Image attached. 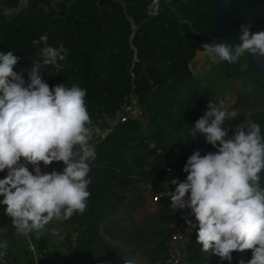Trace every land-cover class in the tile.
I'll list each match as a JSON object with an SVG mask.
<instances>
[{"label":"trees","instance_id":"trees-1","mask_svg":"<svg viewBox=\"0 0 264 264\" xmlns=\"http://www.w3.org/2000/svg\"><path fill=\"white\" fill-rule=\"evenodd\" d=\"M239 1L242 6L238 14L245 15V23L264 24V0ZM20 3L0 0V52L13 51L19 57L14 71L23 73L26 85L30 83L26 69L34 61L40 62L42 79L50 88L63 84L86 90L85 104L99 129L131 97L144 120L142 127L138 120L128 118L94 145L97 157L90 162L87 210L69 220H57L79 231L73 250L68 246L69 232L63 236L66 253L73 252L74 256L69 264H165L163 241L169 232L156 231L153 225L175 224L180 219L178 210L167 202H157V221L149 218L137 228L129 220L128 230L124 227L127 232L114 217L134 183L144 185L148 179H161L166 167L187 178L183 168L188 158L195 151L203 156L214 149L203 136L189 134L209 101L215 102L210 87L214 80L195 76L191 70L196 54L204 51L205 40H218L212 23V2L160 0V13L155 17L147 14L151 0H27L24 7ZM42 35L48 37V45L63 50L65 60L43 65V42L38 46L32 43ZM213 74L215 79L247 82L244 93H251L247 99L264 95V78L247 73L244 56L236 64L215 62ZM248 122L264 123V108L251 115ZM223 128L228 130L229 138L236 129ZM49 166L59 169L64 164L53 162ZM111 220L109 229L126 233V240L137 247L117 248L103 239L101 231L108 230L102 226ZM148 224L153 228L150 231ZM3 228L7 231L0 232V238L8 243L6 253L14 252L16 264H33L27 242L16 233L4 210L0 212ZM196 240L197 233L186 247L187 264H229L211 250L202 251ZM32 243L36 251H46L40 264H51L49 254L58 248L53 246L57 243L43 231ZM141 252H145L144 257ZM251 258V250L234 251L230 264Z\"/></svg>","mask_w":264,"mask_h":264},{"label":"clouds","instance_id":"clouds-1","mask_svg":"<svg viewBox=\"0 0 264 264\" xmlns=\"http://www.w3.org/2000/svg\"><path fill=\"white\" fill-rule=\"evenodd\" d=\"M160 9V0H151L147 14L155 17ZM239 39L234 49L225 43L203 44L202 49L213 62L236 64L246 53L264 57V31L252 33L241 25ZM47 40L42 35L32 41L44 44L43 65L65 60L63 50ZM18 61L13 51L0 52V172L7 170L0 179V204L16 233L27 237L41 233L53 220L66 221L86 212L90 162L97 157L92 141L101 131L88 113L85 89L63 84L50 88L36 61L26 69L30 80L26 85L23 73L14 71ZM237 115L223 101H209L189 134L203 136L217 151L203 156L195 151L183 168L186 180L173 179L176 187L168 196L173 210H191L202 251L211 250L230 264L234 251L251 250L252 258L239 264H264V188L259 175L264 169V137L260 123L246 121L229 138L222 125ZM41 162L46 166L63 162L65 167L62 172L42 173ZM0 249L5 255L8 243L0 244Z\"/></svg>","mask_w":264,"mask_h":264},{"label":"rangeland","instance_id":"rangeland-1","mask_svg":"<svg viewBox=\"0 0 264 264\" xmlns=\"http://www.w3.org/2000/svg\"><path fill=\"white\" fill-rule=\"evenodd\" d=\"M213 43H218L217 39L213 38H207L205 40V44H213ZM214 63L207 55L205 51L199 52L196 54L192 64H191V70L195 76H206L210 77V80H214V82H211L210 87L212 88L213 91V99L214 101L218 104L220 101H223L224 107L228 109V111H236L238 113L237 117L234 118L231 121H225L223 127L229 128H236L239 125L244 124L246 121H248V118L253 115L254 113H257L258 110L264 108V95L259 94L258 96H253L251 98L247 97L249 94H245L244 92L246 91V86L247 82H242L240 79H232V80H223V79H215L213 70H214ZM248 87V86H247ZM243 97V98H242ZM138 112V110H137ZM141 116V115H140ZM140 125L143 127L144 121L143 119H140ZM174 170V169H173ZM175 171V170H174ZM131 199V201H128ZM125 204L122 206L119 210L118 216L114 217L116 220L115 222H118L119 226H121L122 231L127 232L129 220L135 225V227L140 228L142 223L145 220H148L149 218H154L155 221H157L158 217V205L152 202V196L151 194L145 190L142 184L134 183L131 186V189L129 193L127 194L125 198ZM136 202V206H130V202ZM120 215V216H119ZM120 219H122L120 221ZM111 220L106 224L105 226H102L103 228H106L108 231H101L103 239L112 245L113 247H119V248H126V247H137L136 245L130 243L128 240H126V236L122 231H111L109 229V226L112 224ZM132 225V226H133ZM173 225V224H172ZM171 224L165 225L156 222V224L153 225V228L156 229V231H170L172 230ZM150 231L153 229L150 224H148ZM64 229L61 231V237H59L56 240H53V242L57 243L58 246L53 245L54 247L61 248L63 247V242L62 240L65 239L63 237L64 235H67L68 229L63 226ZM62 227V228H63ZM125 227V229H124ZM163 241V245L167 239V237ZM55 250V249H54ZM124 250V249H121ZM56 251V250H55ZM14 254V252H12ZM142 257H144L145 252L140 253ZM49 257L51 260V264H53L52 260L56 262V264L59 261H63V257L60 254H54L53 252H50ZM132 259H135L137 256H132ZM160 258L163 259V254H159ZM49 258V259H50ZM55 264V263H54Z\"/></svg>","mask_w":264,"mask_h":264},{"label":"built area","instance_id":"built-area-1","mask_svg":"<svg viewBox=\"0 0 264 264\" xmlns=\"http://www.w3.org/2000/svg\"><path fill=\"white\" fill-rule=\"evenodd\" d=\"M126 108L127 106L123 105L120 109L115 111L111 116L106 119V124L104 128L100 129L101 135L96 136L97 138L92 142L94 145L98 144V138L104 137L112 129L127 121L129 116L126 113ZM216 151L217 149L214 148L210 152L215 153ZM156 152L159 153V150H157ZM21 163H24V161H21ZM27 167L29 168V171H33V165L28 164ZM64 167L65 165L59 169H54L49 165L46 166L43 163L40 164L42 173H51L53 170L62 172ZM33 174L35 173L33 172ZM173 174L174 170L172 168L166 167L164 169V177L166 180L173 176ZM6 175L7 170H5L4 172H0V179L5 178ZM160 181L161 180L158 179H149L146 181L143 187L146 191L151 194L153 203L163 201L170 204V197L168 196V192L174 191L176 186L170 187L169 190L159 188V184H161ZM189 195L190 193L186 195V200L188 199ZM178 212L180 213V219L178 222L172 225V230L163 245L165 264H187L186 247L191 237H193L194 234H196L198 231V224L195 221V217L190 214V209H179ZM186 220H191L193 224H197V227H190ZM67 229L69 232L68 246L71 250H73L77 246V241L80 238L79 231L75 230L72 226H68ZM43 233L46 237L51 240H56L61 237V231L57 226L47 227L43 230ZM26 250L33 257L34 264H40L44 262L46 251H36L34 245L30 242H28ZM62 252L63 261H59L57 264H69L70 261L74 259L73 252L68 255L66 253V247H64V250ZM0 264H16L14 254L6 253L5 255H0Z\"/></svg>","mask_w":264,"mask_h":264},{"label":"water","instance_id":"water-1","mask_svg":"<svg viewBox=\"0 0 264 264\" xmlns=\"http://www.w3.org/2000/svg\"><path fill=\"white\" fill-rule=\"evenodd\" d=\"M213 4L214 18L212 20L214 33L218 37V43H225L235 48L241 43V25L249 26L250 32L264 31V24L249 25L244 22L245 16L237 13L242 3L239 0H210ZM246 71L250 75H258L264 78V57L253 56L246 53ZM261 136L264 137V123L260 125ZM264 142V141H262ZM260 186L264 188V169L261 170Z\"/></svg>","mask_w":264,"mask_h":264},{"label":"crops","instance_id":"crops-1","mask_svg":"<svg viewBox=\"0 0 264 264\" xmlns=\"http://www.w3.org/2000/svg\"><path fill=\"white\" fill-rule=\"evenodd\" d=\"M21 6L22 7H24L25 5H26V1L25 0H22L21 1ZM127 106V108H126V113H127V115L129 116V118H133V119H135V120H138V122L140 123V119H142L141 118V116H140V111L138 110V108L136 107V105H135V99H134V97H131L130 98V101H129V103L126 105ZM137 110H138V112H137ZM144 121V120H143ZM157 179V178H156ZM173 179H177V180H179L180 182H183V181H185L186 180V178H184L183 176H180V175H178L177 173H176V171H174V174H173V176H171L169 179H165V177H164V175H163V177L161 178V179H158V180H161L160 181V183L161 184H159V188H164V189H167V190H169L170 189V187H172V186H175V185H173L172 183H171V181L173 180ZM149 180V179H148ZM139 184V183H138ZM127 196V195H126ZM0 200H3V197L2 196H0ZM128 201H131V199H129ZM125 204V203H124ZM130 206H136L135 204H137L136 202H130ZM4 208H5V206L4 205H2V204H0V212L1 211H3L4 210ZM172 225V224H171ZM51 226H57L59 229H60V231H62L63 229H64V227L62 228V226L63 225H61L57 220H53V221H51L50 223H48L46 226H45V229L47 228V227H51ZM65 228H68V226H65ZM37 238H38V234L37 233H35V232H33V233H30L27 237H25V236H23L22 235V239H24L26 242H27V244H28V242H30V243H32V241H34V240H37ZM5 241H3L1 238H0V244H2V243H4ZM33 244V243H32ZM58 245V244H57ZM27 247V246H26ZM2 249H0V251H1ZM56 250V251H55ZM54 250V254L56 253V254H62V251L64 250V247H61V248H57V249H55ZM53 254V255H54ZM32 257V256H31ZM18 259H19V257H17ZM32 259H33V257H32ZM34 264V263H33Z\"/></svg>","mask_w":264,"mask_h":264},{"label":"flooded vegetation","instance_id":"flooded-vegetation-1","mask_svg":"<svg viewBox=\"0 0 264 264\" xmlns=\"http://www.w3.org/2000/svg\"><path fill=\"white\" fill-rule=\"evenodd\" d=\"M255 3H259L260 2V0H253ZM241 7V6H240ZM239 7V8H240ZM239 8H238V10H239ZM238 10H237V13H238ZM240 15V14H239ZM241 16H245V15H241Z\"/></svg>","mask_w":264,"mask_h":264}]
</instances>
